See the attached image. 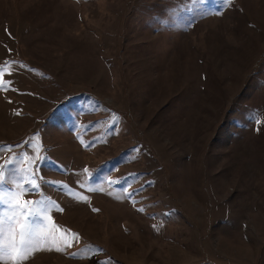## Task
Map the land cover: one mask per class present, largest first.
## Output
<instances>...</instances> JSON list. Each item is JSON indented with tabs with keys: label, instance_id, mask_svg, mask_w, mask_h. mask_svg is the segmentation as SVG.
<instances>
[{
	"label": "rangeland",
	"instance_id": "374dc122",
	"mask_svg": "<svg viewBox=\"0 0 264 264\" xmlns=\"http://www.w3.org/2000/svg\"><path fill=\"white\" fill-rule=\"evenodd\" d=\"M263 54L264 0H0V192L79 234L25 264H264Z\"/></svg>",
	"mask_w": 264,
	"mask_h": 264
},
{
	"label": "snow or ice",
	"instance_id": "6c2138e0",
	"mask_svg": "<svg viewBox=\"0 0 264 264\" xmlns=\"http://www.w3.org/2000/svg\"><path fill=\"white\" fill-rule=\"evenodd\" d=\"M228 2L230 3L231 0ZM17 64H19L18 61L6 60L0 65V90L10 89L12 81L3 79V77L6 73L11 75L13 65ZM19 66L26 67L22 64ZM257 122L259 123V121ZM5 148L11 150L12 146L0 145V150ZM38 159L39 156L32 158L30 163H34ZM12 163L13 160L10 159L0 165V183L5 181V169ZM22 171L25 175L21 180L13 182L5 192H0V204L3 205V208H0V264H25L36 252L53 250L63 252L79 241L78 233L63 228L52 221L48 215L52 210L50 201L23 199L27 194L36 193L39 190V184L31 166L22 169ZM98 190L102 191L103 189H89V191ZM129 195L131 194L129 193ZM79 199L88 201L89 198L80 195ZM139 211H144V209L140 208ZM37 219L40 222L34 223ZM45 221L50 222L51 226L49 227ZM72 255L76 256L78 253H72Z\"/></svg>",
	"mask_w": 264,
	"mask_h": 264
},
{
	"label": "crops",
	"instance_id": "0c3cea01",
	"mask_svg": "<svg viewBox=\"0 0 264 264\" xmlns=\"http://www.w3.org/2000/svg\"><path fill=\"white\" fill-rule=\"evenodd\" d=\"M264 55V54H263Z\"/></svg>",
	"mask_w": 264,
	"mask_h": 264
}]
</instances>
